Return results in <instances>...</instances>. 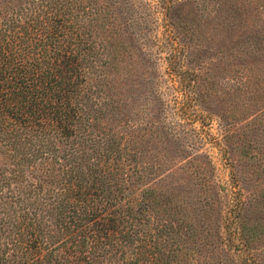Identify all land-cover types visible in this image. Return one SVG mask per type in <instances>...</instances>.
Listing matches in <instances>:
<instances>
[{"label": "rangeland", "instance_id": "obj_1", "mask_svg": "<svg viewBox=\"0 0 264 264\" xmlns=\"http://www.w3.org/2000/svg\"><path fill=\"white\" fill-rule=\"evenodd\" d=\"M106 1L91 135L135 154L141 187L195 224L191 264H264V0Z\"/></svg>", "mask_w": 264, "mask_h": 264}, {"label": "trees", "instance_id": "obj_2", "mask_svg": "<svg viewBox=\"0 0 264 264\" xmlns=\"http://www.w3.org/2000/svg\"><path fill=\"white\" fill-rule=\"evenodd\" d=\"M106 2L0 0V264H191L195 224L81 114Z\"/></svg>", "mask_w": 264, "mask_h": 264}]
</instances>
